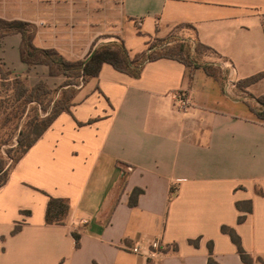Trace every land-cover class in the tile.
Masks as SVG:
<instances>
[{"label":"crops","instance_id":"crops-1","mask_svg":"<svg viewBox=\"0 0 264 264\" xmlns=\"http://www.w3.org/2000/svg\"><path fill=\"white\" fill-rule=\"evenodd\" d=\"M0 18L32 23L36 47L71 61L96 41L135 44L133 56L148 38L190 25L217 57L204 61L224 73L221 84L198 69L189 86L175 60L148 62L138 78L104 64L0 187V264H208L209 242L217 264H245L221 226L264 260V117L248 106L259 107L264 79L236 87L264 71V0H0ZM20 45L19 34L1 40L12 75L64 82L44 65L28 70ZM48 196L68 200L63 225L45 223ZM248 200L238 223L236 203ZM153 240L162 249L151 258L131 252Z\"/></svg>","mask_w":264,"mask_h":264},{"label":"trees","instance_id":"trees-1","mask_svg":"<svg viewBox=\"0 0 264 264\" xmlns=\"http://www.w3.org/2000/svg\"><path fill=\"white\" fill-rule=\"evenodd\" d=\"M178 26H184L192 31L194 30L190 25ZM12 34H19L21 36L19 49L20 60L27 66L28 70L36 65H44L48 69L49 76H63L65 78L64 82L56 89H51L41 80L29 87L17 75H14L13 80H11L10 76L12 72L6 69L0 59V83L3 84L8 83L10 80L12 81L11 90L14 93V101H22L23 105L35 103L42 112L41 115L38 111H35V114L31 118L27 115L28 120L19 131L16 146L8 150V157L10 152L14 151L16 153L13 157L12 168L60 114L70 112V108L74 105L73 100L79 89L86 85L90 79L98 77L104 64H108L116 71L132 78H138L148 62H153L158 59H171L180 62L187 68L189 86L198 69H202L207 75L213 77L221 84L224 80V75L219 67L202 60L204 52L213 54L215 52L212 48L200 43L195 35V43L192 44L183 38L172 37L168 34L165 37L158 38L153 44L147 45L144 50L135 53L133 56L130 55L122 40L100 45H96V41L91 46L85 59L71 61L65 59L53 48L42 49L36 47L33 43L36 27L32 23L0 18V47L2 38ZM261 79H264V71L237 81L236 87L238 89L247 88ZM255 102L259 104V107L251 104H248V106L253 112L264 117V95L256 97ZM23 112L24 110L16 109L14 116H20ZM8 174L5 169V162L0 157V187L6 183ZM142 193V190L134 189L130 195L129 205L135 206L138 196ZM236 208L239 212L243 213L237 218V222L242 223L252 211L251 201L236 203ZM68 213L69 202L67 199L48 196L45 210L46 224L63 225ZM19 229L20 226H15L12 235L17 233ZM220 230L223 234L229 236L243 263L252 264L254 261H257L264 264V260L259 257L254 259L244 250L240 237L234 228L221 226ZM72 235L76 241V247H78V235L76 233H72ZM189 243L194 247L198 246L196 241L190 240ZM147 264L151 263L147 261ZM208 264H217L212 257V242L208 243Z\"/></svg>","mask_w":264,"mask_h":264},{"label":"rangeland","instance_id":"rangeland-1","mask_svg":"<svg viewBox=\"0 0 264 264\" xmlns=\"http://www.w3.org/2000/svg\"><path fill=\"white\" fill-rule=\"evenodd\" d=\"M168 34L171 35L172 37H177L181 39L183 38L184 40L189 41L192 44L195 43L194 33L188 27H184V26L173 27ZM130 36L132 39H136V36H140V35L131 33ZM158 38L160 37L153 36L148 38L146 46L153 44ZM127 45H128L126 46L127 49L129 48L130 50L135 49L137 47L134 46L135 44H130L132 45L130 46L129 42H127ZM205 57H209L217 60L216 55L210 52H204L202 60H204ZM216 66L220 68V66L218 65ZM220 71H222V69ZM13 78L14 75H11L10 79L13 80ZM11 80L8 83H3V84L0 83V157L5 162V169L7 173H9V171L11 170L13 166V157L16 155V153L12 151L10 152V155L8 157V150L16 146L19 131L26 124L28 120V116L29 118H31L35 114V111H38L39 114L42 115V112L39 110L37 104L31 103V104L23 105L22 101H18V102L14 101L13 99L14 93L11 90L12 87ZM22 81L25 83V85L29 86L28 80L26 78H23ZM60 85L51 86V87L49 86V87L51 89H56ZM16 109L24 110L23 114L15 117L14 112Z\"/></svg>","mask_w":264,"mask_h":264},{"label":"built area","instance_id":"built-area-1","mask_svg":"<svg viewBox=\"0 0 264 264\" xmlns=\"http://www.w3.org/2000/svg\"><path fill=\"white\" fill-rule=\"evenodd\" d=\"M139 25V23H137ZM178 102L181 100L178 98ZM162 249V246L159 241L153 240L149 243L148 248L145 251H142L139 246H135L131 249V252L134 254L146 256L147 258H151L154 254Z\"/></svg>","mask_w":264,"mask_h":264}]
</instances>
